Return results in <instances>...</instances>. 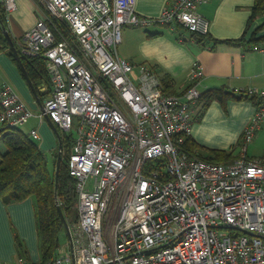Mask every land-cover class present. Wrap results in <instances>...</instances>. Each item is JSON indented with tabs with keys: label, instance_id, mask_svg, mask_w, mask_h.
<instances>
[{
	"label": "built area",
	"instance_id": "obj_1",
	"mask_svg": "<svg viewBox=\"0 0 264 264\" xmlns=\"http://www.w3.org/2000/svg\"><path fill=\"white\" fill-rule=\"evenodd\" d=\"M7 12L17 0H1ZM36 24L18 41L43 56L52 94L35 114L9 82L0 87V131L49 116L77 130L69 160L77 180L79 220L72 245L48 264H264V160L247 156L264 120V102L246 126L242 154L210 162L185 147L204 75L195 61L183 94L118 54L126 25L179 23L207 35L198 11L207 0H171L158 17L136 12L137 0H40ZM51 17L65 22L60 34ZM238 94L264 89L237 87ZM40 139L38 129L30 131ZM16 264H34L19 257Z\"/></svg>",
	"mask_w": 264,
	"mask_h": 264
},
{
	"label": "crops",
	"instance_id": "obj_2",
	"mask_svg": "<svg viewBox=\"0 0 264 264\" xmlns=\"http://www.w3.org/2000/svg\"><path fill=\"white\" fill-rule=\"evenodd\" d=\"M170 3L171 0H137L135 8L139 15L155 18ZM253 4L254 0H207L198 6V11L211 22L209 37L217 40L236 39L246 31ZM38 14L39 5L35 0H17V8L8 12L11 35L17 41L21 40L36 24ZM257 28L256 37H264V15L254 20L246 38L249 39ZM260 43L258 46L215 44L214 41L204 43L192 37L179 23L126 25L118 45V54L133 64L153 68L159 76L162 73L159 74L158 69L170 73L174 78L173 94H183L189 87L190 71L195 61L201 63L204 71L197 85L201 93L221 87L235 92L237 87L264 89V40ZM22 71L7 50H0V87L4 82L11 83L35 114H40L45 100L52 94L53 85L50 88L44 83L39 84L38 89L42 93L39 95L36 90L37 98ZM257 108L247 98L232 97L225 105L214 100L192 126V137L205 148L198 149L197 154L206 155L208 149L215 148L232 150L235 159L240 157L243 132ZM197 109L194 106L193 115ZM23 126L27 128L22 130L28 134L32 129L39 130V145L48 156L49 163L52 162L59 151V140L48 118L36 115ZM251 142L247 156L264 160L261 157L264 154V120ZM6 149V145L0 141V161L1 153ZM16 236L25 241L30 259L40 261L34 199L6 204L0 197V264L17 263ZM63 246L69 248L68 240Z\"/></svg>",
	"mask_w": 264,
	"mask_h": 264
},
{
	"label": "trees",
	"instance_id": "obj_3",
	"mask_svg": "<svg viewBox=\"0 0 264 264\" xmlns=\"http://www.w3.org/2000/svg\"><path fill=\"white\" fill-rule=\"evenodd\" d=\"M41 5L40 0H35ZM252 13L245 33L236 39L217 40L207 35L198 34L180 25L190 33L192 37L198 38L201 42L214 41L215 44L227 43L230 45L248 44L258 46L264 40V37L257 38V28L252 36L247 39L246 35L251 24L256 18L264 15V0H254L252 5ZM0 17L8 28V12L4 3L0 0ZM52 20V26L56 30L58 37L60 34L71 36L70 29L65 22L57 19ZM13 37V36H12ZM17 46L22 62L28 72L30 79L41 95L42 91L38 89V85L44 83L50 88L53 85L49 71L47 69V60L43 56H28L21 52L17 39L13 37ZM7 50L12 59L21 68L19 61L9 46L4 35L2 24L0 22V50ZM157 67V66H156ZM159 68V67H158ZM153 69V68H152ZM23 72V71H22ZM161 76L163 88L166 92L175 93L173 88L174 78L168 72L158 69ZM247 98L251 99L255 105L261 106L264 97L247 93L237 94L224 87L207 89L201 93L195 108H198L193 115V122L199 120L206 108L214 101L219 100L226 104L229 98ZM62 160L58 176V196H55L56 187V166L59 151L55 153L50 167L48 156L44 153L39 143L30 134L22 130V128L5 125L0 131V141L6 145L7 149L1 153L0 161V197L6 204L21 202L28 198L34 199L35 216L38 228V242L41 251V259L34 262L29 257V251L25 241L16 236V247L19 257H25L34 264H48L54 260L58 254L62 244L68 240L63 220L57 208V199L59 200L65 217L70 225L74 226L79 220V212L76 206L78 200L77 180L70 173L69 160L72 148L75 143V137L72 133L62 131ZM185 147L190 154L210 162L228 163L235 160L232 150H223L210 148L207 154H197L198 149L201 150L202 145L198 144L192 135H186ZM205 149V148H204Z\"/></svg>",
	"mask_w": 264,
	"mask_h": 264
},
{
	"label": "water",
	"instance_id": "obj_4",
	"mask_svg": "<svg viewBox=\"0 0 264 264\" xmlns=\"http://www.w3.org/2000/svg\"><path fill=\"white\" fill-rule=\"evenodd\" d=\"M0 22L2 24V29H3V32H4V35L9 43V46L10 48L12 49L13 53L15 54L17 60L19 61L20 63V66L33 90V92H35L37 98H38V95L36 93V89H35V86L33 84V81L30 79L29 75H28V72L22 62V59H21V56H20V52L17 48V46L15 45V41L9 31V29L6 27V25L3 23L1 17H0ZM52 126V128L54 129L57 137H58V140H59V154H58V161H57V166H56V187H55V196L57 198L58 196V176H59V171H60V165H61V160H62V143H61V132L58 128V126L51 120V118L49 116H46ZM57 208H58V211H59V214L63 220V223H64V226H65V231H66V234H67V237H68V241L70 242V244L72 245V232H71V227L65 217V214L62 210V207H61V204L59 202V200L57 199Z\"/></svg>",
	"mask_w": 264,
	"mask_h": 264
},
{
	"label": "rangeland",
	"instance_id": "obj_5",
	"mask_svg": "<svg viewBox=\"0 0 264 264\" xmlns=\"http://www.w3.org/2000/svg\"><path fill=\"white\" fill-rule=\"evenodd\" d=\"M23 130H25L27 127L26 126H23L21 127ZM65 132H68V133H72L74 135V137L76 138L77 136V130L74 128L72 131H65ZM38 143H39V140H38ZM252 142L249 143V145H251ZM261 157L264 158V154H261ZM50 164V167H52V162L49 163ZM77 204V203H76ZM77 206V205H76Z\"/></svg>",
	"mask_w": 264,
	"mask_h": 264
}]
</instances>
